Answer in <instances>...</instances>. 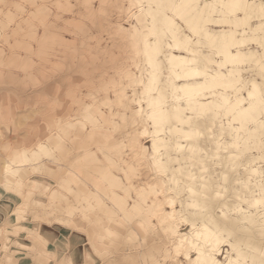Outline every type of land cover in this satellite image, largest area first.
Returning <instances> with one entry per match:
<instances>
[{"label":"rangeland","instance_id":"1","mask_svg":"<svg viewBox=\"0 0 264 264\" xmlns=\"http://www.w3.org/2000/svg\"><path fill=\"white\" fill-rule=\"evenodd\" d=\"M177 1L0 0V264H203L200 244L222 263L264 264V200L252 203L264 196V0L234 11L216 0L202 15L210 0H189L183 14ZM232 30L228 50L245 56L227 63L219 35ZM173 32L192 36L198 67L234 82L216 85L230 98L207 109L180 98L198 133L166 129L157 149L144 40L161 42L172 105V81H186L169 75L167 56L185 53ZM254 84L257 119L242 123L230 104H247ZM211 214L224 228L216 244L195 233Z\"/></svg>","mask_w":264,"mask_h":264},{"label":"bare ground","instance_id":"2","mask_svg":"<svg viewBox=\"0 0 264 264\" xmlns=\"http://www.w3.org/2000/svg\"><path fill=\"white\" fill-rule=\"evenodd\" d=\"M230 4H233L230 8L231 11H234L242 0H228ZM210 4L207 6H203L201 9V15L206 11L213 12L214 6L216 4V0H210ZM189 0H180L175 3L174 12L183 14L187 11V7H191ZM166 23L169 26L174 25L173 20L171 17L166 14L165 15ZM193 18H190L192 20ZM199 21L192 24V32L194 35L198 36L202 33V29L199 26ZM155 26V25H154ZM155 29V27H153ZM153 30V29H152ZM205 34L210 37L211 41L213 42L216 39V35L211 33L210 31L206 30ZM145 36L148 37L147 34ZM220 38L223 40L222 48L224 49V61L227 63H232L237 60H243L245 54L242 51L232 52L228 50L230 43L233 41L235 32L232 31H223L220 33ZM144 40V44L147 47L146 52L148 55V62L153 67L152 71L150 72V79L149 82L145 85L146 88V99L149 101L150 111L149 117L153 121L154 125V138L153 143L154 146L159 149L158 143L163 142L165 138L161 136L160 132L165 131L166 129L170 130L171 134L177 135V137H191L194 134L198 133L197 129L187 128L184 124L189 122V117H187V113H184V107L180 104V98H185L186 100V108L187 106L190 109H207L210 104L217 103V97L222 99V102L226 103L229 100V96L223 92H216L217 89L214 91L216 85L225 84V85H233V80H225L223 79L225 73L217 68L214 70L207 71L204 67H198L195 63L198 61V57L195 54L197 50L192 48V40L191 35L182 36L179 33L173 32V46L178 49H182L185 53H170L167 58L170 61L171 71L169 73L173 79H186L185 82H175L172 81V94L174 99L176 100L174 104L168 105L167 104V93L164 91L162 87L159 86V73H160V57L159 53L161 51L160 41L155 40L154 42L150 41L148 38ZM169 44V43H168ZM170 45V44H169ZM233 73V69H230L229 74ZM207 76L208 80H201V81H188V79L195 78V76ZM166 89V88H165ZM260 91L259 87L254 84L253 90L248 92V97L250 100L247 104H244L239 97H236L234 102L230 104V109L236 110L233 113V117L242 120V123L248 122V120L255 121L257 119L256 116H252L249 114L251 110L258 108L257 103H254L251 99H253L257 92ZM210 95L211 99L208 100L206 97ZM215 95V96H214ZM214 96V97H213ZM213 97V98H212ZM219 103V102H218ZM220 107H223L218 105ZM185 116V117H183ZM247 120V121H246ZM246 121V122H244ZM182 124V125H181ZM237 138H239V134L237 133ZM237 143V141H234ZM166 145V144H165ZM183 144L179 139L174 141V149L178 152L183 149ZM169 154V152H167ZM170 155H168L169 157ZM177 157V156H175ZM179 157V156H178ZM160 161L162 157L158 158ZM256 169V168H255ZM257 171V170H256ZM179 178L175 177L173 181L177 183ZM190 193H195L196 188L191 184L188 186ZM264 200V196H257L254 197L252 201L253 204L257 205L260 204ZM191 204L197 203L195 199L189 200ZM206 204V203H205ZM242 209V208H239ZM214 219V215H207L206 220L203 221L201 224V229L195 231L197 235L203 237V241L211 239L213 244L223 240L225 238L222 233L224 232V228L216 225V227H212L210 222ZM221 234V235H220ZM233 245V244H232ZM201 244L198 246L199 249V256L204 258L205 261L203 264H238V259L241 258L239 255L233 256V261H227L226 263H222L221 261L217 260L214 256V253H207L206 251L202 250ZM233 247L235 248L236 245L234 244ZM242 255V254H241ZM252 259V257H250ZM259 262L261 258L258 257ZM202 263V262H201Z\"/></svg>","mask_w":264,"mask_h":264}]
</instances>
